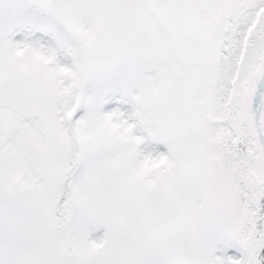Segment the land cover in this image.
<instances>
[{
  "label": "snow or ice",
  "instance_id": "1",
  "mask_svg": "<svg viewBox=\"0 0 264 264\" xmlns=\"http://www.w3.org/2000/svg\"><path fill=\"white\" fill-rule=\"evenodd\" d=\"M0 264H264V0H0Z\"/></svg>",
  "mask_w": 264,
  "mask_h": 264
}]
</instances>
